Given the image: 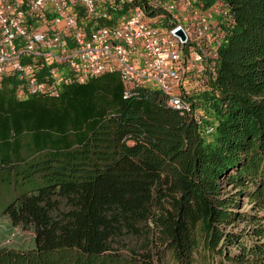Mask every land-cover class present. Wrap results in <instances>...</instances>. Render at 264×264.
Wrapping results in <instances>:
<instances>
[{"label":"trees","instance_id":"1","mask_svg":"<svg viewBox=\"0 0 264 264\" xmlns=\"http://www.w3.org/2000/svg\"><path fill=\"white\" fill-rule=\"evenodd\" d=\"M222 1L234 21L202 122L193 95L186 113L157 88L127 96L119 72L55 97L3 85L17 195L0 264H264V0Z\"/></svg>","mask_w":264,"mask_h":264},{"label":"built area","instance_id":"2","mask_svg":"<svg viewBox=\"0 0 264 264\" xmlns=\"http://www.w3.org/2000/svg\"><path fill=\"white\" fill-rule=\"evenodd\" d=\"M233 21L222 0H0V89L10 81L21 100L55 97L119 72L127 96L157 88L192 112L191 88L216 76Z\"/></svg>","mask_w":264,"mask_h":264},{"label":"rangeland","instance_id":"3","mask_svg":"<svg viewBox=\"0 0 264 264\" xmlns=\"http://www.w3.org/2000/svg\"><path fill=\"white\" fill-rule=\"evenodd\" d=\"M218 17V15H217ZM205 91H207V86L203 88H191V95H193L194 101L196 102L197 111L203 119L208 118L209 116H214L215 112L210 102L206 101ZM210 124H206L207 132H210L212 128H209ZM17 195V191L14 188L12 181L0 177V241L4 238L5 233H8L7 229L3 228V225H6L9 221L8 214L4 212V209L8 203ZM11 239H7L10 241Z\"/></svg>","mask_w":264,"mask_h":264},{"label":"water","instance_id":"4","mask_svg":"<svg viewBox=\"0 0 264 264\" xmlns=\"http://www.w3.org/2000/svg\"><path fill=\"white\" fill-rule=\"evenodd\" d=\"M175 33L179 35L183 39V41H187L188 37L183 28H179L178 30L175 31Z\"/></svg>","mask_w":264,"mask_h":264},{"label":"crops","instance_id":"5","mask_svg":"<svg viewBox=\"0 0 264 264\" xmlns=\"http://www.w3.org/2000/svg\"><path fill=\"white\" fill-rule=\"evenodd\" d=\"M7 225V224H6ZM6 225H3V228H4V226H6ZM5 229V228H4ZM6 236V235H5ZM6 240V237H4L3 239H1V241H0V244H2L4 241Z\"/></svg>","mask_w":264,"mask_h":264}]
</instances>
